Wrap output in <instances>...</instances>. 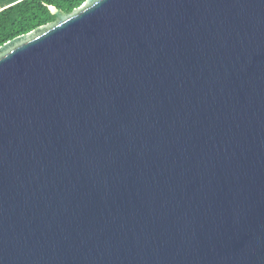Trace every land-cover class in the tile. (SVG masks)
<instances>
[{
  "label": "water",
  "instance_id": "obj_1",
  "mask_svg": "<svg viewBox=\"0 0 264 264\" xmlns=\"http://www.w3.org/2000/svg\"><path fill=\"white\" fill-rule=\"evenodd\" d=\"M0 48V264H264V0H87Z\"/></svg>",
  "mask_w": 264,
  "mask_h": 264
},
{
  "label": "trees",
  "instance_id": "obj_2",
  "mask_svg": "<svg viewBox=\"0 0 264 264\" xmlns=\"http://www.w3.org/2000/svg\"><path fill=\"white\" fill-rule=\"evenodd\" d=\"M87 0H0V48L14 39L55 22L54 7L66 14Z\"/></svg>",
  "mask_w": 264,
  "mask_h": 264
}]
</instances>
